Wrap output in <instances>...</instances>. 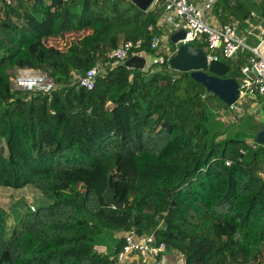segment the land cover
<instances>
[{
    "label": "trees",
    "instance_id": "obj_1",
    "mask_svg": "<svg viewBox=\"0 0 264 264\" xmlns=\"http://www.w3.org/2000/svg\"><path fill=\"white\" fill-rule=\"evenodd\" d=\"M213 12L243 32L264 20V0H217ZM163 16L128 0H0V189L30 187L48 200L15 226L0 206V264H117L109 255L124 240L111 254L96 242L133 230L186 264H264V147L250 145L263 122L234 135L217 128L229 106L170 69V39L168 54L151 48ZM72 33L87 34L65 50L49 45ZM137 41L145 70L109 67L92 91L76 83ZM248 57L222 58L226 78L238 80ZM16 69L49 73L55 90L13 92Z\"/></svg>",
    "mask_w": 264,
    "mask_h": 264
},
{
    "label": "built area",
    "instance_id": "obj_2",
    "mask_svg": "<svg viewBox=\"0 0 264 264\" xmlns=\"http://www.w3.org/2000/svg\"><path fill=\"white\" fill-rule=\"evenodd\" d=\"M216 3L217 0H154L150 11L159 9L164 11L163 19L160 22L162 28L164 22H170L177 31H185V39L176 45V52L180 45L194 44L195 42L205 43V52L209 63L221 61L222 58L236 60L240 54L249 53L247 62L240 67V76L237 80L239 84L238 100L228 110H222L219 114L241 110L242 108L237 107V103L240 101H249L264 109V20L257 24L251 22L245 31L248 36H242L239 34L240 22L237 20L219 26L212 23ZM170 36L171 34L165 33V31L162 37L154 36L151 40V48L162 47L164 40L168 41ZM142 44V41H137L120 45L107 55L105 62L99 63L87 71L84 76L77 78L76 83L81 88L89 91L94 90L98 76L104 73L107 68L115 67L134 56L147 58L145 54L136 52ZM169 50L168 48V52ZM168 52L166 51L167 54ZM172 56L170 55V58ZM55 88V79L43 71L30 74L19 73L12 78L13 92L51 95ZM256 144L261 145L250 141L253 148L256 147ZM261 146L264 147V144ZM260 177L264 180V170L260 172ZM32 210L35 211L34 208ZM122 239L124 240L123 248L118 253L109 255V259L117 264H129L131 257L140 255L152 260L154 264H186V257L183 254H176L169 250L165 244L157 243L155 234L139 236L133 230L123 234Z\"/></svg>",
    "mask_w": 264,
    "mask_h": 264
},
{
    "label": "water",
    "instance_id": "obj_3",
    "mask_svg": "<svg viewBox=\"0 0 264 264\" xmlns=\"http://www.w3.org/2000/svg\"><path fill=\"white\" fill-rule=\"evenodd\" d=\"M137 5L142 11H149L154 0H128ZM186 33L179 30L171 35L170 40L175 46L185 39ZM134 70H145L148 59L143 56H134L119 64ZM169 66L172 70L190 73L192 79L203 85L206 91L222 100L227 106H232L239 97V84L236 79L226 78L231 68L222 61L208 62L205 50L196 48L194 44L180 45L177 52L170 58ZM238 108L242 106L238 105ZM256 141L264 144V121L257 134ZM106 202L114 207L122 208V204L105 194Z\"/></svg>",
    "mask_w": 264,
    "mask_h": 264
},
{
    "label": "rangeland",
    "instance_id": "obj_4",
    "mask_svg": "<svg viewBox=\"0 0 264 264\" xmlns=\"http://www.w3.org/2000/svg\"><path fill=\"white\" fill-rule=\"evenodd\" d=\"M149 10H152V8H150ZM245 31L246 30H244L243 32L239 31V34H242V36H248L247 32ZM85 34L87 33H72L67 35V37L64 39H52L50 40L49 45L55 46L61 50H65L69 47L72 41L80 39ZM168 41H166V44H164V48H162L165 53L166 51L168 52V48L170 49ZM148 60H150V58ZM21 72L22 71L19 69L14 70L11 73L12 78ZM238 105L242 106V109L237 112L229 111L225 114L217 115V120L220 122V124H217V128L227 133L228 135H234L237 132L249 133V131L254 129L252 128L254 127V125H256V128H259V125L264 120L262 116V113L264 111H261L259 106L251 104L249 101H240L237 103V107ZM212 124L214 125L213 122ZM45 204H48V200H46L39 192L30 187L19 191L12 189H0V206H2L9 213L10 226H15L17 224V215L21 216L25 211L24 209L30 208L32 210V208L36 209L38 206ZM122 237L123 233L120 232H105L96 242L97 251L102 254L113 253L115 249V244ZM135 257L136 258H130V263L134 260L139 261L141 264L147 263L142 261V255ZM151 264L153 263L151 262Z\"/></svg>",
    "mask_w": 264,
    "mask_h": 264
},
{
    "label": "crops",
    "instance_id": "obj_5",
    "mask_svg": "<svg viewBox=\"0 0 264 264\" xmlns=\"http://www.w3.org/2000/svg\"><path fill=\"white\" fill-rule=\"evenodd\" d=\"M211 21L216 26L222 25L221 22L216 18L215 15L213 16V18H212ZM162 25H163V30L165 31V33H168L169 32L172 35V34H174L177 31V29L174 28V26H172L170 22H166V23L164 22ZM164 44H166V41L165 40H164V42L162 44V48H164ZM21 71H22L21 73H26V74H30L31 72H37L35 70H21ZM142 257H143L142 258V261L143 262H147V263H144V264H149V262H150V264H151V262L153 263V261L147 259V257H144V256H142ZM134 258H136V257H134ZM134 263L141 264L139 261H135V260H134Z\"/></svg>",
    "mask_w": 264,
    "mask_h": 264
}]
</instances>
